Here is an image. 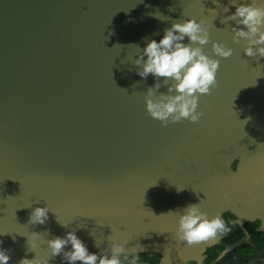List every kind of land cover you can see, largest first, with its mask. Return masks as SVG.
<instances>
[{"label":"water","instance_id":"obj_1","mask_svg":"<svg viewBox=\"0 0 264 264\" xmlns=\"http://www.w3.org/2000/svg\"><path fill=\"white\" fill-rule=\"evenodd\" d=\"M234 11L231 0H0V248L7 264L34 251L48 255L47 240L72 228L91 252L114 240L131 251H161L162 264L181 262L193 251L176 240L189 203L209 217L229 211L264 224V182L253 169L261 153L245 152L264 138V57L247 56L244 40L233 41L235 21L223 18ZM190 16L208 25L205 52L215 55L212 41L233 52L216 57V84L199 96L198 121L162 124L145 104L155 78H141L133 62L148 38L159 40L172 20ZM240 153L245 160L233 170ZM37 205L49 208L44 224L29 222ZM32 232L40 235L34 251ZM49 258L69 264L62 255Z\"/></svg>","mask_w":264,"mask_h":264},{"label":"clouds","instance_id":"obj_2","mask_svg":"<svg viewBox=\"0 0 264 264\" xmlns=\"http://www.w3.org/2000/svg\"><path fill=\"white\" fill-rule=\"evenodd\" d=\"M213 2L218 3L219 0ZM231 3L235 5V11L223 19L235 21V26L232 27L233 41L239 43L241 39L244 40L243 52L247 56L264 57V0H231ZM209 11L215 12L214 9ZM153 15L159 19H168L158 11ZM209 39V28L203 17L174 19L170 27L163 29L159 40H146L134 60L133 63L138 66L136 72L141 78H146L149 74L155 78L154 84L146 90L145 104L149 114L159 119L162 124L178 122L181 119L196 122L203 115L202 111L197 110L198 99L201 94L209 93L216 84L219 67V59L216 57L226 58L233 52L226 44L212 41L211 47L215 55H209L203 49ZM161 83L167 86V91H158ZM48 212V206H35L31 209L29 222L46 223ZM59 222L65 228L69 226L60 220ZM226 231L228 226L222 216L209 217L201 210L200 203H189L179 213L176 240L191 245ZM39 236L36 232L28 236L30 250L34 251L38 247ZM47 247L51 256L62 255V259L69 264H124L125 261L135 264L134 260L129 261L131 250L126 249L125 243L108 240L105 250L91 252L84 240L77 235L75 228L66 231L63 236L57 235L48 239ZM176 248L178 249L179 245H176ZM34 253L32 259L25 255L18 264H53L49 254ZM177 255L179 256V251ZM9 259L7 250L0 248V264H7ZM169 264H172L171 259Z\"/></svg>","mask_w":264,"mask_h":264},{"label":"flooded vegetation","instance_id":"obj_3","mask_svg":"<svg viewBox=\"0 0 264 264\" xmlns=\"http://www.w3.org/2000/svg\"><path fill=\"white\" fill-rule=\"evenodd\" d=\"M258 148V149H257ZM259 150L261 153L257 159L261 162V167L253 169L255 176L264 182V138L262 141L255 140L249 143L245 149ZM244 153L232 162L231 168L236 170L239 163H242ZM247 161V160H246ZM260 191L264 192V184ZM247 215V213L245 212ZM222 216L228 226V231L218 234L214 238L193 243V251L183 257L181 262L175 261L173 264H264V224L262 218L251 216H235L227 211ZM235 220H239L235 222ZM238 232V237H235ZM207 242H211L209 245ZM207 243V244H206ZM135 264H162L163 253L153 250L131 251L129 261ZM79 264V262H77ZM124 264H129L125 261Z\"/></svg>","mask_w":264,"mask_h":264},{"label":"trees","instance_id":"obj_4","mask_svg":"<svg viewBox=\"0 0 264 264\" xmlns=\"http://www.w3.org/2000/svg\"><path fill=\"white\" fill-rule=\"evenodd\" d=\"M238 234H239L238 232H235V234H234V235H235V237H238Z\"/></svg>","mask_w":264,"mask_h":264}]
</instances>
